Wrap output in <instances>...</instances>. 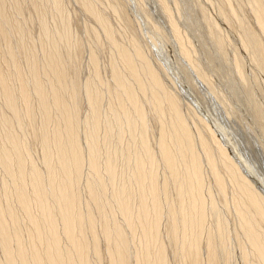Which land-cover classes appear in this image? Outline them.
Wrapping results in <instances>:
<instances>
[{"label": "bare ground", "instance_id": "6f19581e", "mask_svg": "<svg viewBox=\"0 0 264 264\" xmlns=\"http://www.w3.org/2000/svg\"><path fill=\"white\" fill-rule=\"evenodd\" d=\"M129 1L0 0V264H264V185L152 54L172 35L233 114L200 22ZM195 5L264 139V0Z\"/></svg>", "mask_w": 264, "mask_h": 264}, {"label": "rangeland", "instance_id": "374dc122", "mask_svg": "<svg viewBox=\"0 0 264 264\" xmlns=\"http://www.w3.org/2000/svg\"><path fill=\"white\" fill-rule=\"evenodd\" d=\"M182 1H181V4L183 5V9L184 10H190V8H191V11H190L191 14L189 13V11H184V13H186V12L189 13V15H187V13H186L185 16L186 17H190L191 20L194 23H196V24H198V22H200L198 24L201 27L200 30L195 31L193 28L192 29L190 28L191 29L190 33L191 32H195L196 33L195 36H194V33H192L193 34L192 36L194 37L195 44L197 46L196 48H200V50L198 49V51H200V54H202V55L206 54L207 51H210L212 53L213 50L217 53V54L216 53H212L213 56H214V61H215V66L214 67L212 66L213 68H211V66L206 62L205 55L203 57L202 55L199 54V56H201L203 58L202 61H203L204 65L207 64L205 68L209 67V69H206L207 71L209 70V72H207V73L208 74L210 73V76H211V78H213V81L214 80L216 81V82L215 81L214 82H215V85L217 83V86H216L217 90L221 88L220 90H218V93L220 91L227 98H230V100H232V101H230V102H232V107L235 106V108H236V109L234 107L232 108L233 109V112H232L233 114H231V115L227 114V111L224 110L225 107H224L223 103L219 102V100H218V99H220L218 94L216 95L215 94L216 92L214 93L217 97H215L213 93L211 94L212 90H210V88L208 89L207 85H204L205 83L197 81V80L194 83H192V82H190L187 79L186 73L183 71L182 66L180 64L181 61H182V64H183L184 60L182 59V57L180 58L179 52H177L178 56L175 53V51H178V50H177L176 43L172 44V42H171V41H175V40H172V38H173L172 35L170 36L171 41L168 38V41H170V42H168V41L164 42L163 40L157 41L158 40L157 39L156 43L151 45V50H153L152 54L155 57H158L159 63L164 67V69L166 70L167 74L170 75V79L171 80H175L174 82L172 81V85H173L174 88H176V90L179 93L181 92L180 93V95L182 94L181 97L183 99H185L186 101H188L186 103L188 105L191 104L192 107L194 106V110L196 109L198 111L197 113L200 114V116L203 115L204 119H206V120L208 119L210 121V123L212 124L211 125L212 127L214 125H216V126L218 125V127L214 126L213 128L215 129V127H216L217 131L215 129V132L216 133L219 132V137H220V139H222V142L223 143H224V141L227 142L228 145H227V143H224V144H226L230 149L231 148L234 149L232 151L235 152V153L234 152L233 153L235 154L236 159L240 158L241 159L240 162H242V163H243V161L246 160L245 162H248V164H250V166L254 169L253 170L254 174L255 175L257 174L256 176L255 175H252V176H254V179H257L256 180L257 182L262 184V185H260L258 183L260 186H263L264 185V147H263L264 146V142H263L264 139L262 138V135H261V131L262 130H261L260 126L256 122H254V117L251 116V115H253L251 113L252 109L250 110L251 106H250V104H248L247 98L244 96L245 94L242 95L243 97L239 96L240 98H238L239 100L240 99L243 100L242 101L243 104L241 103L242 105L241 104L239 105L241 100L240 101L236 100L235 96H232V92L231 91H233V90H232L231 86L228 87V83L227 82H229V84H230V82L233 83V81H234L233 86H235V84H237V85L239 84L238 83V79L235 76V71H234L233 66L231 64L229 65L227 63L222 62V60H219L221 58L218 55V52H217L215 46H212L213 42L210 40L209 36L206 35L207 34V30H206L205 24L202 22V17H200V13H199V11L196 8L195 0H190V1L184 0L185 3L187 2L186 5H185V3H183L184 1L183 2ZM132 2H134V3H132ZM130 3L134 4V5H131ZM143 3H145V4H143ZM143 3H142L143 7L144 8L147 7L146 9L148 10L149 13H151L150 15L152 16V18L153 19L155 18L156 22L161 21L158 24L161 23L162 26L163 27L166 26L165 28L168 30V25L166 24L167 22L165 20L163 12L160 9L159 4H157L158 3L157 0H143ZM129 4L131 5V8L134 9V10L133 9L132 10L135 11V15L138 16L137 19L139 20L141 25H143V28L145 26L146 27L148 26L147 30L150 29L149 28L150 27L149 26L150 25L149 24V20L147 19V17H145V15L142 12H138L139 9L141 11V8H138V6H137V4L135 3L134 0L133 1L132 0L129 1ZM135 5H136V8H135ZM184 6H186V7L184 8ZM193 11H195V13H193ZM195 14H197V17L195 16ZM192 15H194V16H192ZM199 18H201V19H199ZM183 23H185V20L182 18V24ZM198 31H201V32L203 31V32L200 33ZM233 37L234 36H231L232 42H233L234 38H235L234 42H236V37H234V38ZM197 38H199V39H197ZM199 43L200 44L202 43V44L200 45ZM207 43H208V45H207ZM168 44H169V46H168ZM174 46H176V47H174ZM201 46L203 47V49H202ZM206 46H207V48H205ZM167 47H169V48H167ZM170 47L171 48L173 47V50H171ZM169 49L171 51H173V52H171ZM206 49H207V51H206ZM168 50H169V53H168ZM204 51H205V53H204ZM175 56H176V58L174 59ZM103 57L105 58V54L103 55ZM179 59H181V60H179ZM177 60L179 62H176ZM176 63H178L179 65L176 64ZM177 65L182 70L178 69ZM228 66L230 68L232 67L231 68L232 70L230 68H228ZM223 67H224V70H223ZM218 70H220V71H218ZM181 71H183V72H181ZM221 71H222V73H220ZM231 71L232 72L234 71L233 72L234 75H233V73ZM189 72H191V71H189ZM224 72H225V74H224ZM227 72L230 73V74H228ZM176 75H178V76H176ZM218 75H220V76H218ZM227 75H228V77H227ZM233 76H235V77H233ZM216 77H220V78H216ZM224 77L226 78L227 82L224 80L225 79ZM232 77L235 80L231 79ZM227 78H228V80H227ZM186 79H187V81H186ZM220 82H221V84H220ZM190 83H192V84H190ZM195 83H196V85H193ZM218 84H219V86H218ZM239 86H237V87H239ZM227 87H228V89H227ZM222 88H224V91H223ZM229 89H231V91H230L231 93L229 92ZM227 90H228V92H227ZM233 101H234V103H233ZM237 101L239 103H237ZM244 102H245V104H244ZM234 112H235L236 115H234ZM226 115H228V116H226ZM236 155H241L242 157H244L243 160H242V158L240 156H236ZM255 171H256V173H255Z\"/></svg>", "mask_w": 264, "mask_h": 264}]
</instances>
